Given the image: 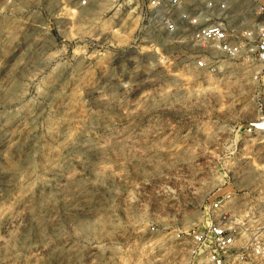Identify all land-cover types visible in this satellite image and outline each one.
<instances>
[{
	"label": "rangeland",
	"instance_id": "1",
	"mask_svg": "<svg viewBox=\"0 0 264 264\" xmlns=\"http://www.w3.org/2000/svg\"><path fill=\"white\" fill-rule=\"evenodd\" d=\"M178 40L131 0H0V264H188L221 212L264 264V184L230 176L255 82Z\"/></svg>",
	"mask_w": 264,
	"mask_h": 264
},
{
	"label": "built area",
	"instance_id": "2",
	"mask_svg": "<svg viewBox=\"0 0 264 264\" xmlns=\"http://www.w3.org/2000/svg\"><path fill=\"white\" fill-rule=\"evenodd\" d=\"M94 0H79L89 6ZM140 6L148 24L171 41L187 38L195 48L194 67L222 74L225 62H236L250 71L255 82V123L264 124V0H131ZM219 207V202L212 203ZM220 213L204 229L192 230L188 264H237L246 257L248 244L235 248L237 227Z\"/></svg>",
	"mask_w": 264,
	"mask_h": 264
},
{
	"label": "crops",
	"instance_id": "3",
	"mask_svg": "<svg viewBox=\"0 0 264 264\" xmlns=\"http://www.w3.org/2000/svg\"><path fill=\"white\" fill-rule=\"evenodd\" d=\"M255 120L256 117L251 121L240 123L239 129H242L243 132H246L245 127L247 126V124L255 123ZM256 129H258V133L256 134V136H252V137L241 136L231 140V145L237 144L240 146L238 152L240 161L242 159H247V162L250 163L247 169L246 170L241 168L234 169L232 168V166L230 167V176L247 177L249 186L254 187L252 189V191L254 192L260 191V187L263 188V184H264V168L262 167L264 165V124L261 123L260 125H256L254 131L257 132ZM253 162L256 163L257 165L256 167L252 165ZM230 187H232V184L231 186H229V188Z\"/></svg>",
	"mask_w": 264,
	"mask_h": 264
}]
</instances>
